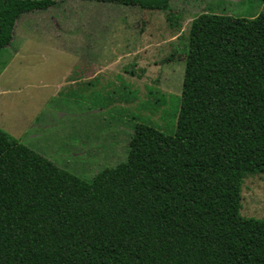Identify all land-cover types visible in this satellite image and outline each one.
Segmentation results:
<instances>
[{
    "label": "trees",
    "instance_id": "1",
    "mask_svg": "<svg viewBox=\"0 0 264 264\" xmlns=\"http://www.w3.org/2000/svg\"><path fill=\"white\" fill-rule=\"evenodd\" d=\"M56 4L0 0V47ZM187 47L175 133L137 123L90 181L0 127V264H264V218L241 213L264 174V12L200 13Z\"/></svg>",
    "mask_w": 264,
    "mask_h": 264
},
{
    "label": "rangeland",
    "instance_id": "2",
    "mask_svg": "<svg viewBox=\"0 0 264 264\" xmlns=\"http://www.w3.org/2000/svg\"><path fill=\"white\" fill-rule=\"evenodd\" d=\"M203 12L252 18L264 0H57L23 14L0 47V127L88 181L127 158L137 123L174 134L190 28ZM84 67L101 74L54 94ZM242 195L241 213L264 218V174L247 176Z\"/></svg>",
    "mask_w": 264,
    "mask_h": 264
},
{
    "label": "crops",
    "instance_id": "3",
    "mask_svg": "<svg viewBox=\"0 0 264 264\" xmlns=\"http://www.w3.org/2000/svg\"><path fill=\"white\" fill-rule=\"evenodd\" d=\"M92 69L90 67H84L82 68L81 72L77 73V76L74 77L72 80L70 81H66L65 84L62 81L61 83L58 84H53V88H54V94H58L62 88L64 86H68V85H73V84H78L80 81H85V82H89L90 80H93L95 78H97L100 74H101V68H98L97 71H91ZM69 76V72H67L66 74L63 75L62 79L66 78ZM68 79V78H67ZM86 83V84H87ZM40 114V113H39ZM63 116H65V113H62ZM35 117V116H34ZM33 117V118H34ZM32 118V119H33ZM34 120V119H33ZM34 125V123L32 122L30 127ZM46 127H44V125H39V127L44 128V129H49L51 124L47 123L45 125ZM38 138V134H32L31 135V139H37ZM19 140V138H17ZM21 141V140H20ZM22 142V141H21ZM24 143V142H22ZM25 144V143H24ZM27 145V144H26ZM28 146V145H27ZM30 147V146H29ZM31 148V147H30ZM33 149V148H32ZM35 151H37L38 153H40L38 150H36V148H34ZM41 154V153H40ZM43 155V154H42Z\"/></svg>",
    "mask_w": 264,
    "mask_h": 264
}]
</instances>
